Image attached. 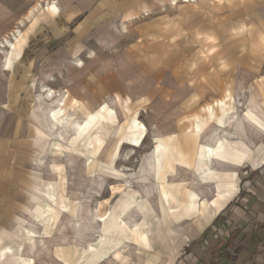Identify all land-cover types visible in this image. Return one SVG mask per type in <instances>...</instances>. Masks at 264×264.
Here are the masks:
<instances>
[{
  "label": "crops",
  "instance_id": "crops-1",
  "mask_svg": "<svg viewBox=\"0 0 264 264\" xmlns=\"http://www.w3.org/2000/svg\"><path fill=\"white\" fill-rule=\"evenodd\" d=\"M170 2V0H96L89 17L91 20L96 14L107 10L116 19L130 22L163 10L171 5ZM231 3L238 4L237 10H231ZM224 4L229 6L224 5L226 12L223 15V35L237 30L239 47L235 49L240 52L237 63L234 62L230 66L232 75L222 82L230 84L231 76L235 77L234 84L239 79L243 82L246 88L244 101L246 103L249 101L250 105L241 112L254 126L247 124L246 128L243 125L240 134L245 141L253 140L254 145L247 149L240 144L243 142L242 138L238 140L232 138L233 141H237L224 142L221 150L211 151L205 147L208 151V160L204 161L199 156L201 136L195 129L197 116L204 113L203 107L207 104H211L217 114L224 116L233 108L230 109L234 98V87L233 90L230 87H227L228 90H222L223 94L220 97L221 92L211 88L216 83L215 77L206 75L197 84L192 85V100L198 98L207 101L202 105L195 101L192 104V107L196 108L192 113L190 128L182 129L184 133L181 137L174 134L162 136H173L178 141V148L183 154L179 161L188 164V177L181 180L176 187L169 188L172 195L169 203L163 201L161 194L165 221L161 218L158 221L151 214L153 234H148L146 243L141 241V235L139 242L132 241L131 231L135 228H128L122 219L121 225L129 231L123 238L110 233L108 236L104 235V242L91 245L88 249L77 245L60 246L61 243H57V246H54V255L62 260V264H99L105 255L107 261L114 258L117 261L115 264H118L121 257L119 247L124 241H131L136 245L138 264L264 263V0H224ZM80 13L79 8H68L57 17L65 20L67 24L80 19ZM45 14L47 17L50 15L46 11ZM208 29L214 30L209 25ZM72 31L74 34L69 43L62 46L49 49V36L44 40L45 43L38 44L31 53H27L29 50H26L24 45L21 46L0 74V264H30L29 260H23L26 258L33 259L34 264H45L39 262L38 257H30L29 254L35 241H60L54 238L56 228L62 221L60 217L57 218L58 213L63 216L73 214V217H76L80 209L79 215L83 218L79 217L75 223L86 227L84 208H80V202L74 198L76 196L72 197V200L71 196L67 195L71 194V187L66 181L68 169L65 175L58 172L56 165H48L50 158H56L54 144L46 136L44 124L33 114L35 94L40 85L39 79L42 80L41 84H47L54 89L55 95L63 88H67V104L60 108L64 115L71 109L77 110L85 117L107 114L102 109L104 98L113 92H119L115 90L118 86L112 89L113 86L110 85V90L106 85L112 82L113 76L103 73L99 59L102 44L96 43L94 48L87 44L83 45L82 37L87 31L81 25ZM248 31L250 36L253 35L254 42L246 41ZM90 51L94 52V56H88ZM73 57L83 60V68L74 64ZM58 71L62 73V77L71 80L69 86L63 84ZM203 71V66L192 69L194 75H200ZM119 93L132 99L128 93ZM216 97L225 100L229 109L228 106L224 108L225 110L217 107L216 103L220 99L216 101ZM81 139L80 137L77 139L79 143L69 144L68 150L76 151L80 157L86 158V153L80 150V145H84ZM129 139L128 142L114 143L112 142L115 141L114 138L109 142L104 139L101 144L99 143L100 148L92 158L89 173L103 175L100 171L102 167L112 170L121 145L126 143L133 147L137 146ZM117 145H119L117 153L111 160V153ZM184 146H189L190 150L185 152ZM105 147L107 152L101 156ZM213 156L224 160V163L235 165V170L226 169L230 167L229 164L214 163L219 170L217 175L215 174L216 179L208 183L199 182L198 177H203V172L212 168L209 163ZM57 158L67 165L65 160H60L61 156ZM105 160L111 165L104 163ZM180 168L182 169L181 166ZM178 172L179 167L177 175ZM208 177L214 175L210 173ZM215 183L218 186L217 190ZM73 185L76 186L75 183ZM74 188L77 195V186ZM197 192L203 195L202 201L194 196ZM190 195L193 196L192 200L198 202L196 212L184 207ZM101 198L99 195L92 199L97 201L98 216L103 207L100 204ZM125 210L128 215L129 211L133 210V203L123 212ZM114 211L110 214L113 215ZM110 218L106 220V227L109 226ZM139 225L143 227L142 233L150 226L145 218L139 219ZM69 236L68 233L67 237ZM109 241L121 243L117 250L110 253L108 250L104 251V247L107 246L103 245ZM139 251L141 255L138 254ZM133 257L135 258L134 255Z\"/></svg>",
  "mask_w": 264,
  "mask_h": 264
},
{
  "label": "rangeland",
  "instance_id": "rangeland-1",
  "mask_svg": "<svg viewBox=\"0 0 264 264\" xmlns=\"http://www.w3.org/2000/svg\"><path fill=\"white\" fill-rule=\"evenodd\" d=\"M46 1L0 0V39L16 27L20 19H24L23 15L25 16L33 6L40 3L42 7L36 17L31 21H25L19 27L20 34L17 40L13 41L15 47L19 49L24 45V48L29 50L27 53H31L38 44L45 43L44 40L48 36L50 38L48 41L49 49L62 46L69 43L74 34L73 28L81 25L87 31H85V36L82 37L81 43L83 45L87 44L94 48V44H102L99 59L101 60L103 73H109L113 76L112 82L106 85L109 89L110 85L113 86L112 89L118 86L115 89L116 91L124 94L128 93L132 97L131 99L119 92H113L104 99L113 100L116 112L110 113L109 108L103 101L102 109L107 114L100 113L86 116L85 124L78 136L82 138L81 142L84 143V145H80L81 152L86 153V158L91 157L88 161L84 162L80 156L63 152L69 151V144L79 143L77 141L78 136H76L78 138L73 137L67 144L53 143L56 158H50L48 165H56L58 172L61 174H65L68 169L66 181L69 182L71 187V194L67 195L71 198L76 196L74 198L80 202V208H84L86 227L75 223V219L70 215L63 216V214L58 213L56 216L57 218L60 217L62 221L56 228L54 238L60 241H35L29 255L30 257H38V261L45 264H62L61 260L54 255V246H57V243H61L60 246L79 244L85 246L91 241L89 233L93 225L90 220L91 215L98 218L97 201H92L94 196L100 195L102 197L100 204L103 207L99 214L105 218L102 225L105 236L112 233L114 236L123 238L129 234L128 229L120 223L127 210L117 215L110 213L116 211L133 195H135L134 202L137 201V203L135 202L137 208L149 221V234H153L151 214L158 220V216L154 211V207L156 208L158 202V194L155 190V181L147 173L149 169L147 158L152 149L155 148L158 187L163 201L169 203L172 199L169 188L170 186L174 188L177 184L166 183V176L173 173V166L176 163L186 166L188 164L179 161L182 152L178 148V141L173 136H162L165 134L183 136L184 131L182 129L190 128L192 113L196 108L192 107L194 101L200 103V105L206 103L207 100L204 99L195 98L192 100V85L197 84L206 75H210L215 77L216 81L211 87L212 90L215 89L216 92H221L222 90H228L227 87H230L231 90L234 87L233 100L236 111L230 114V128H233L238 121L248 128L242 116L243 112H241L245 108L243 103L245 102L246 88L241 79L234 84L233 79L235 77L232 76L230 84H223L222 82L228 80V76L232 75V67L230 66L234 62L237 63L240 52L235 49V47H239L237 30L223 35V15L226 12L224 5L229 6V4H224V0H178L176 4L170 2L171 5L161 11L130 22H122L116 19L107 10L101 11L90 20L89 15L96 0H58L61 14L68 8L81 9L80 19H75L67 24L65 20L63 21L57 17L60 13L52 5H46ZM237 8V3H231L232 11L237 10ZM45 11L50 14L48 17ZM122 23L125 24L126 30L122 29ZM208 25L211 28L213 27L214 30H207ZM249 33L248 31L246 41L254 42L253 35L250 36ZM230 47H232L231 50ZM10 53H12L11 50ZM248 53H251V51H248ZM4 61V56L0 53V74L5 67ZM201 66L204 69L202 74L194 75L192 69L201 68ZM58 73H60L63 84L69 86L71 80L62 77L60 71ZM39 80L41 85L42 80ZM40 85L35 94L33 114L39 122L45 124V114L49 103L39 98ZM65 91H67V88H63L60 93ZM66 93L68 94V91ZM222 94L221 92L219 96L221 97ZM65 100L64 106L67 104V98ZM215 100H219L216 103L217 107L225 110L228 106L229 109V105L225 100L217 97ZM215 100H210V102ZM227 101L229 102V99ZM232 107L233 102L230 109ZM239 109L240 111H238ZM203 112L195 120V129L200 136L203 134L204 137L209 133L206 129L213 122L221 121L227 113L224 116L217 114L216 109L211 104L205 105ZM59 114L54 117L57 122L60 121L64 112ZM112 129L116 131L114 136L110 135ZM154 135L160 138H154ZM112 138L115 140L112 141L113 143L128 142L130 138L129 140L137 146L133 147L126 143L120 147L117 145L113 148L110 157L111 160L115 157L119 147L118 157L113 162L112 170L102 167L100 171L103 175L90 174L92 158L97 149L100 148L99 143L101 144L104 139L109 142ZM108 146L110 147V145ZM183 150L188 152L190 147L184 146ZM71 152L78 153L76 151ZM106 152L107 147L103 148L100 155L104 156ZM127 153H131L129 159L126 158ZM58 156H61L60 160L67 162L68 168H66L65 163L58 161ZM199 156L204 161L208 160V151L201 144L199 146ZM104 163L111 165L107 160ZM128 174L132 175L129 176L131 184L124 187L123 179ZM143 177L147 179H143ZM176 177L186 179L188 169L179 167ZM73 183L77 186V195L74 193V187L76 186ZM189 185L193 187L192 184ZM192 197L190 195L184 207L196 212L198 202L192 200ZM79 217L83 218L82 215ZM109 218V226L106 227V220ZM134 219H138V216L134 215ZM142 229L143 227L139 225L131 231L132 241L135 243L139 242ZM68 233L69 237H67ZM120 243L116 241L104 243L103 245L107 246L104 247V251L108 250L111 253L118 249ZM70 248L72 249V247ZM138 254L141 255V252L139 251ZM134 256L135 258H132L131 263L138 264L139 260L136 255ZM115 262L117 261L114 258L107 261L105 255L99 264H115Z\"/></svg>",
  "mask_w": 264,
  "mask_h": 264
},
{
  "label": "bare ground",
  "instance_id": "bare-ground-1",
  "mask_svg": "<svg viewBox=\"0 0 264 264\" xmlns=\"http://www.w3.org/2000/svg\"><path fill=\"white\" fill-rule=\"evenodd\" d=\"M170 1L174 2V4H176L178 2V0H170ZM185 1H187V0H185ZM58 3H59L58 0H47L46 1V5H52L58 11V13L61 14ZM41 7H42V4H40V3H37L35 6H33L25 14L24 19H20V21L18 22V25L16 27H14L11 31H9L7 34H5L2 37V39H0L1 40V42H0V53H2L4 56V59H5L4 65L5 66L9 62V59L12 57V55H14L18 52V48L15 47L13 41L17 40V37L20 34L19 27L25 21H31L32 19H34L36 17L37 13H39V11H40L39 9ZM146 14L149 15L148 12ZM121 27H122V29L126 30V26L124 23L121 24ZM10 50L12 51V53H10ZM88 56H90V57L94 56V52L90 51L88 53ZM72 59L75 60L74 64L76 66H78L79 68H83L84 62L82 59H80L78 57L77 58L73 57ZM39 93H40L39 98H41L44 102L49 103V107H48V110L45 114V120H44L45 121L44 126H45L46 135L53 141V143H56V142L61 143V144L69 143V141L73 137L78 136L80 130L83 128L84 122L86 121V117L83 116L82 114H80L77 110L71 109L69 111V113H67L65 115L61 114L62 116L60 118V121L57 122L54 117L56 115H58L59 113H61L60 108L65 104V98H66L67 93L64 92V93H59L58 95H55L56 91L54 89H52L51 87H49L47 84H41L40 85ZM103 101L112 113L116 112L115 107L113 106V100L112 99H110V100L104 99ZM243 105H245V108L246 107L248 108L250 103H249V101H248V103H246V101H245L243 103ZM234 111H236V108L234 106V100H233V108L227 113V115L224 117V119L221 122L213 123L208 128L209 133L207 135H205L204 137H203V134L201 135V144L204 147L208 148L211 151L221 150L222 144L224 142H226V143L227 142H234V141L236 142L239 138H242V136L240 134V131L243 130L241 128L244 127L242 122L238 121L237 123L234 124L235 126H233V128L229 127L230 114L233 113ZM238 111H240V109ZM242 116L248 125L254 126V124L249 121L248 117L244 113ZM115 133H116V131L114 129H112L110 132V135L114 136ZM154 138H160V137H158L157 135H154ZM232 138L233 139L236 138L237 140L233 141ZM244 141H245V139H243V142ZM243 142H240V144H242L243 147L244 146L247 147V149L254 145L253 140L247 139V141L244 142L245 144ZM63 152H68V153L79 156L78 154L73 153V152H69L67 150L63 151ZM130 154L131 153L126 154L127 159L130 158ZM89 158L90 157L82 158V159L85 162V161H88ZM223 161L218 159L215 156L211 157L209 166L211 165L212 168L209 169L210 168L209 167L208 168L209 170L204 171L203 175H202L203 177H198L199 178L198 181L202 182V183H208V182H210V180L216 179V175H217V172H219V170H217L214 163L229 164L230 167L226 168V169L231 170V168H233L235 170V168H236L235 165L230 164L228 162L224 163ZM147 162L149 164V169H148L147 173L155 181V190L158 194V202L156 205L157 210L154 208V211H155L156 215L158 216V221L160 220L159 218H161L162 220L165 221V210H164L163 202L161 200V193H160V189L158 187V180H157V162H156L155 148H153L151 153L149 154V156L147 158ZM180 166L184 167V168L185 167L188 168L186 165H183L181 163H176L173 166V170H174L173 173L166 176V181L169 184H178L181 180H183V179H174V178H176V175H177V168ZM226 169H224V170H226ZM220 172H222V171H220ZM206 173H207V175H206ZM210 173L212 175H214V177L209 178L208 175ZM129 176H132V175L128 174V175L124 176V179H123L124 187H125V185L128 186L131 184ZM170 178H172V179H170ZM143 179H147V178L143 177ZM214 185H215V189L217 190L218 189L217 184L215 183ZM194 196L198 200L201 199V201H202L203 195H201L199 192H197V194L194 193ZM134 198H135V195H133L126 203H123L113 213L115 215L122 213L123 210L128 205H131L133 203V210H130L129 214L124 215L122 218V222L126 226H128V228H130V229L136 228L139 224V219L145 218V216L137 208V206H136L137 201H135L136 202L135 203ZM79 214H80V211L78 212L76 217H73V216H71V217L74 218L75 220H77L79 218V216H81ZM134 215L138 216V219H134ZM90 220L93 222V225H92L91 230L89 232L91 235V241L88 242L85 246H81L80 244L77 245V246H81V247L86 248V249H88L91 245H94L96 243L104 242V232H103L102 225L105 221V218L101 215H99L98 218H94L91 215ZM147 223L149 225V221H147ZM148 228H146V230L141 234V241H143L145 243L147 242V239H148V237H147L149 234ZM40 237L44 238L43 236H40ZM110 237H112V235H110ZM74 246H76V245H74ZM135 248H136V245L134 243H132L131 241H124L119 247V253L121 254V257H120V260L118 261V264H130L132 261L133 255H136ZM21 252H23L22 249H21ZM140 258H142V257H140ZM23 260H29L31 262L30 264H34V260L31 258H26ZM59 260H61V259H59ZM108 260H111V259H108ZM61 262H62V260H61Z\"/></svg>",
  "mask_w": 264,
  "mask_h": 264
},
{
  "label": "built area",
  "instance_id": "built-area-1",
  "mask_svg": "<svg viewBox=\"0 0 264 264\" xmlns=\"http://www.w3.org/2000/svg\"><path fill=\"white\" fill-rule=\"evenodd\" d=\"M264 264V263H263Z\"/></svg>",
  "mask_w": 264,
  "mask_h": 264
}]
</instances>
